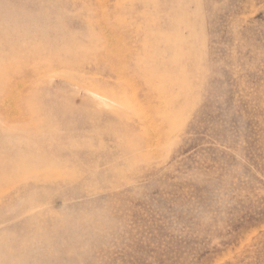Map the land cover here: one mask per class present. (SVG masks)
Here are the masks:
<instances>
[{
  "label": "rangeland",
  "instance_id": "1",
  "mask_svg": "<svg viewBox=\"0 0 264 264\" xmlns=\"http://www.w3.org/2000/svg\"><path fill=\"white\" fill-rule=\"evenodd\" d=\"M0 264H264V0H0Z\"/></svg>",
  "mask_w": 264,
  "mask_h": 264
}]
</instances>
